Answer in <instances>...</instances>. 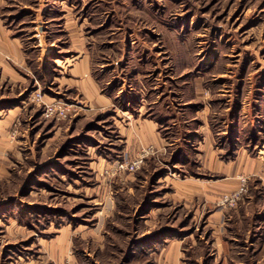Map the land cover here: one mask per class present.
I'll return each mask as SVG.
<instances>
[{
	"label": "rangeland",
	"instance_id": "1",
	"mask_svg": "<svg viewBox=\"0 0 264 264\" xmlns=\"http://www.w3.org/2000/svg\"><path fill=\"white\" fill-rule=\"evenodd\" d=\"M0 23L24 55L0 78V264H264V0H0ZM81 59L112 102L71 85ZM143 118L165 144L117 170Z\"/></svg>",
	"mask_w": 264,
	"mask_h": 264
},
{
	"label": "crops",
	"instance_id": "2",
	"mask_svg": "<svg viewBox=\"0 0 264 264\" xmlns=\"http://www.w3.org/2000/svg\"><path fill=\"white\" fill-rule=\"evenodd\" d=\"M11 63L21 65L24 63V55L21 50L20 41L17 38H11L9 32L0 23V78L13 79L14 81L21 80L12 70ZM71 73V85L77 88L78 91L84 93L85 96L98 105L105 106L111 101L110 97L97 90L96 82L89 76V70L85 59H81L74 63L69 69ZM20 83V82H19ZM136 121V135H138V145L135 149L152 145L154 147H161L165 141L160 137L157 131V125L154 121L143 118L141 123ZM130 124V122H129ZM134 138V135L131 138ZM132 144H137L135 143Z\"/></svg>",
	"mask_w": 264,
	"mask_h": 264
},
{
	"label": "built area",
	"instance_id": "3",
	"mask_svg": "<svg viewBox=\"0 0 264 264\" xmlns=\"http://www.w3.org/2000/svg\"><path fill=\"white\" fill-rule=\"evenodd\" d=\"M42 106V116L45 119L64 120L70 114L71 104L58 100V99H45L44 95L40 91H35L30 99ZM154 152L152 146H146L141 148L140 152L130 161H120L117 165V170H127L128 172L137 171L145 162L148 155ZM246 179L245 177L240 178V188L231 195L224 196L223 201L227 202L237 200L244 190Z\"/></svg>",
	"mask_w": 264,
	"mask_h": 264
}]
</instances>
